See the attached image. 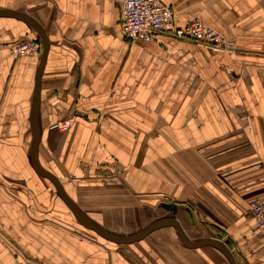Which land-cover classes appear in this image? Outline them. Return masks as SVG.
Listing matches in <instances>:
<instances>
[{"label":"crops","instance_id":"obj_1","mask_svg":"<svg viewBox=\"0 0 264 264\" xmlns=\"http://www.w3.org/2000/svg\"><path fill=\"white\" fill-rule=\"evenodd\" d=\"M161 1L234 50L128 39L117 0H0V264H231L171 218L264 264L248 210L264 196V0ZM21 38L39 54L12 55ZM162 219L132 242L91 228L126 238Z\"/></svg>","mask_w":264,"mask_h":264},{"label":"built area","instance_id":"obj_2","mask_svg":"<svg viewBox=\"0 0 264 264\" xmlns=\"http://www.w3.org/2000/svg\"><path fill=\"white\" fill-rule=\"evenodd\" d=\"M122 9L121 28L128 39L152 40L158 36H168L179 40L206 45L213 51H232L234 43L220 30L206 21L193 17L185 26L175 24L173 9L161 0H117ZM9 52L15 56L39 54L40 42L32 38H21L9 43ZM2 53L0 50V61ZM71 120L62 121V129H68ZM248 210L257 226L264 232V196L252 199ZM21 264H36L25 259Z\"/></svg>","mask_w":264,"mask_h":264},{"label":"water","instance_id":"obj_3","mask_svg":"<svg viewBox=\"0 0 264 264\" xmlns=\"http://www.w3.org/2000/svg\"><path fill=\"white\" fill-rule=\"evenodd\" d=\"M15 14H20V13H15ZM23 16L26 19H28L30 23H32L33 25H35V27L39 30L40 34L43 36L45 50H47V48H48V39H47V36H46L43 28L40 26V24L36 20L28 17L27 15H23ZM40 73H41V70H40ZM40 73H39V76H40ZM36 141H37V134H36V131H35V134H34V146L36 145ZM33 153H34V159H35V161H37L36 152L33 151ZM41 170H43V169L41 168ZM42 172H44V171H42ZM46 176H48L49 178H51L56 183V185L58 186V188L60 190V193H62L63 196L66 195V193L63 191L61 185L59 184V182L55 179V177L53 175H51L50 173L49 174L47 173ZM64 197L66 198L67 196H64ZM72 207H74V206H72ZM79 215H80V217L82 219L87 220L86 217L82 216L81 214H79ZM166 220L167 219L159 220L156 223L152 224L149 228H147L146 230H144L142 233H140L138 235H134L132 237H126V238L121 237V236H116V235H114L112 233H109L105 229L100 228V227H97L95 225H91V228L94 229L95 231L99 232L101 235H103L107 239L117 240V241H121V242H132L134 240H138V239L142 238L143 236H145L146 234H148L149 232H151L152 230H154L155 228H157L159 225H161L162 223H164V221H166ZM168 220L172 221V223H174L175 225H177V227L179 228L180 234L182 236V239L185 241V243L188 246H190V247H202L204 245H209V244L215 245V246L218 247V249H220L229 258L231 264H238L237 261H236V258L234 256V254L232 253V251L230 250V248L228 247V245H227V243L225 241H223V240H221V239H219L217 237H210V238L204 239V240L199 241V242L192 241L186 235V233L183 231V229L181 228V226H180L179 222L177 221V219L171 218V219H168Z\"/></svg>","mask_w":264,"mask_h":264}]
</instances>
